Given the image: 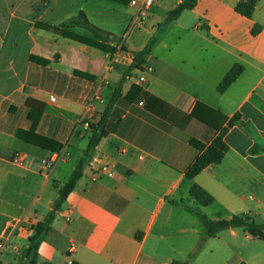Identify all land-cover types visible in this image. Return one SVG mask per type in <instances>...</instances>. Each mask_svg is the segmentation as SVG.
Here are the masks:
<instances>
[{"label":"crops","instance_id":"obj_1","mask_svg":"<svg viewBox=\"0 0 264 264\" xmlns=\"http://www.w3.org/2000/svg\"><path fill=\"white\" fill-rule=\"evenodd\" d=\"M184 1L159 0L135 26L131 0H0V245L7 244L0 264H30L29 241L84 156L87 139L75 131L88 104L101 95L90 118L98 123L117 89L122 96L105 123L108 134L42 240L37 264H263L264 241L240 228L201 245L204 227L193 210L212 221H264V0L250 18L236 11L245 0H197L159 31ZM82 13L107 33L115 54L54 30L95 38ZM153 37L151 52L134 66V55ZM237 66L241 74L221 93ZM28 98L45 103L34 134L69 154L50 173L40 163L56 152L18 136L33 130ZM225 129L222 162L189 178L201 154L190 140L209 146ZM105 165L113 176L93 181ZM195 186L213 202L198 203Z\"/></svg>","mask_w":264,"mask_h":264},{"label":"trees","instance_id":"obj_2","mask_svg":"<svg viewBox=\"0 0 264 264\" xmlns=\"http://www.w3.org/2000/svg\"><path fill=\"white\" fill-rule=\"evenodd\" d=\"M111 1L127 4L129 3L130 0H111ZM258 1L259 0L242 1L237 5L236 11L239 14L250 18L252 17L255 11ZM196 3L197 0H185L183 3H181L176 9H174L169 13L166 21L163 24L159 25V31L163 30L164 27L172 23L174 20H177V18H179L184 11L193 9ZM79 20L84 27L88 28L89 30H91V32H93L95 38L92 39V38L83 37L62 29H54V30L61 33V35H63L64 37L74 39L83 44L96 47L102 50L103 52L109 53L111 55L115 54L119 50L118 47L109 44L110 41L109 38L106 36L107 33H105L101 29L89 23V21L87 20L86 16L83 13L79 16ZM259 30L260 27L257 26L253 29V33L256 34L259 32ZM154 44H155V37L151 38V40L149 41V43L141 53L134 55V64H135L134 66L139 67L138 65L140 61L151 52ZM120 50L127 51L128 49L125 46H122ZM30 60L40 65H48L50 63L49 60L38 56H31ZM242 70H243L242 67H238V66L234 67L219 85L218 87L219 91L221 93H224L230 87V85L237 79V77L241 74ZM75 75L83 79L95 81V77L80 71H75ZM121 96L122 94L120 92V89H117L108 107L106 108L101 121H99L98 123L90 122V128L84 137L87 139V146L84 151L83 158L76 166L69 181H67L59 189L58 198L56 199L53 205V209L46 216L44 221L39 223L35 235L29 241L30 244H29V248L25 252V257L30 259V264H37L38 249L40 247L42 240L49 232L58 211L62 208V206L67 201L71 193L74 191L79 180L83 177V174L90 161L92 152L101 142V140L107 136L108 132L106 130L105 123L108 120L110 110L114 106L115 102ZM26 105L30 108L29 119L33 122V130L30 132L20 131L18 134L19 138L26 139L28 141L30 140L34 141V143L37 146L51 152L61 151L62 147H60L57 142L34 134V129L40 122L43 113L45 111V103L34 98H28L26 100ZM14 110L15 108L13 107L12 111ZM238 119H239V115H236L229 122V126H232ZM225 131L226 129L222 131V133L209 146L198 141L197 139L190 140V144L194 148L199 150L201 154L198 156V158L193 163V165L189 168L187 172V176L189 178H194L195 176L200 174L205 168H207L212 164H218L222 162L223 158L225 157L226 153L229 150L227 144L223 140ZM192 197L202 205H209L214 200L209 193H207L198 186H195L193 188ZM193 212L199 218V220L201 221L204 227L205 234L201 239V245H203L209 239L217 237L223 231L229 229H235V228L243 229L257 237V235L255 234L256 227L254 223L249 222L247 220V216H233L229 220L212 221L209 219L207 215L203 214L198 209L193 210ZM171 264H188V263L181 261H173Z\"/></svg>","mask_w":264,"mask_h":264},{"label":"built area","instance_id":"obj_3","mask_svg":"<svg viewBox=\"0 0 264 264\" xmlns=\"http://www.w3.org/2000/svg\"><path fill=\"white\" fill-rule=\"evenodd\" d=\"M159 0H131V5L137 8V15L132 20V25H142L148 19L149 11L151 8L158 2ZM139 81L144 82L145 77H139ZM52 102H55L56 99L54 97L51 98ZM100 101L102 102V97L100 94H95L91 101L88 104L87 113L81 120V123L77 127L75 131V135L79 136L80 138H84L87 131L90 128V118H91V111L94 109V102ZM69 154L65 150H61L53 154L52 157L43 160L40 163L41 172L50 173L51 170L55 167L56 164L59 162L65 161L68 158ZM14 162L20 166L24 165V161L22 158L17 157ZM104 176L111 177L113 176V171L109 165L103 166L98 171L92 174L93 181H99ZM37 229V228H36ZM7 244L5 242L1 243L0 248L5 249Z\"/></svg>","mask_w":264,"mask_h":264},{"label":"rangeland","instance_id":"obj_4","mask_svg":"<svg viewBox=\"0 0 264 264\" xmlns=\"http://www.w3.org/2000/svg\"><path fill=\"white\" fill-rule=\"evenodd\" d=\"M84 143L86 144V142ZM247 220L249 222L254 223L256 227L255 234L257 235V237H259L261 241H264V221L262 220V218H253L251 216H247ZM259 251L262 254L264 260V244H260ZM262 263L264 264V261H262Z\"/></svg>","mask_w":264,"mask_h":264},{"label":"water","instance_id":"obj_5","mask_svg":"<svg viewBox=\"0 0 264 264\" xmlns=\"http://www.w3.org/2000/svg\"><path fill=\"white\" fill-rule=\"evenodd\" d=\"M114 39H115V36L112 37V40H114Z\"/></svg>","mask_w":264,"mask_h":264}]
</instances>
